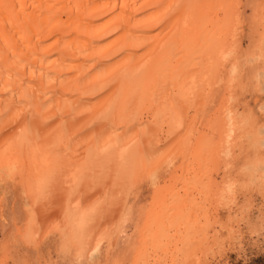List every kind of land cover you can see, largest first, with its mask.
<instances>
[{"label": "bare ground", "instance_id": "6f19581e", "mask_svg": "<svg viewBox=\"0 0 264 264\" xmlns=\"http://www.w3.org/2000/svg\"><path fill=\"white\" fill-rule=\"evenodd\" d=\"M233 3L0 0V173L37 198L30 242L57 229L111 252L133 188L169 168L134 264L200 263L218 130L201 128Z\"/></svg>", "mask_w": 264, "mask_h": 264}, {"label": "rangeland", "instance_id": "374dc122", "mask_svg": "<svg viewBox=\"0 0 264 264\" xmlns=\"http://www.w3.org/2000/svg\"><path fill=\"white\" fill-rule=\"evenodd\" d=\"M233 2V26L227 31L225 57L216 69L201 128L204 133L209 123L216 122L218 130L212 141L217 149L208 238L199 264H264V0ZM168 169L163 168L166 174L159 171L162 179L157 173L133 188L128 199L131 218L120 223L122 237L119 235L115 250L109 252L107 243L102 242L85 256L74 239L71 252L65 249L64 234L57 229H48L36 242H30L29 226L37 198L19 178L0 173V264H121L122 260L123 264H134V254L141 245L137 237H141L147 210L167 182Z\"/></svg>", "mask_w": 264, "mask_h": 264}]
</instances>
